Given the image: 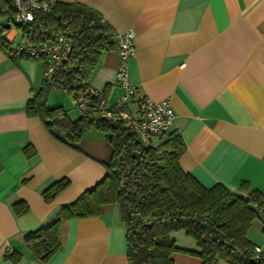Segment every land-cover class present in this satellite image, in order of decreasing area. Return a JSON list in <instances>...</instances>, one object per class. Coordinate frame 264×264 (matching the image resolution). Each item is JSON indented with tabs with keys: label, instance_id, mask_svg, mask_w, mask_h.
Wrapping results in <instances>:
<instances>
[{
	"label": "crops",
	"instance_id": "crops-1",
	"mask_svg": "<svg viewBox=\"0 0 264 264\" xmlns=\"http://www.w3.org/2000/svg\"><path fill=\"white\" fill-rule=\"evenodd\" d=\"M61 2L94 9L116 35L133 33L135 57L127 82L151 101L169 103L175 120L165 135H180L185 151L178 163L184 173L206 189L220 184L239 192L246 183L264 195V0ZM5 35L16 42L19 33ZM117 63L115 46L101 55L87 83L111 104L124 93L115 83ZM44 69L42 60L11 59L0 48V264H14L6 258L13 253L21 255L17 264H127L125 228L115 204L104 206L99 216L64 221L60 249L45 263L25 247L26 235L103 179L112 153L99 133H86L71 148L57 142L39 118L26 115ZM125 109L133 113L136 104ZM27 148L34 151L31 158ZM61 179L69 186L46 203L42 192ZM19 202L27 211L17 216L12 207ZM256 223L247 237L264 256L261 222ZM182 235L187 237L171 235L176 246L197 251ZM172 259L202 264L183 252Z\"/></svg>",
	"mask_w": 264,
	"mask_h": 264
},
{
	"label": "trees",
	"instance_id": "trees-1",
	"mask_svg": "<svg viewBox=\"0 0 264 264\" xmlns=\"http://www.w3.org/2000/svg\"><path fill=\"white\" fill-rule=\"evenodd\" d=\"M3 20V21H2ZM9 24L31 47L63 37L71 43L66 61L26 104V115L37 117L60 144L73 147L86 133H99L112 148L106 173L93 188L73 202L61 206L47 225L24 237L26 249L45 263L60 249L59 231L64 221L99 216L104 206L115 204L125 228L127 264H174L172 254L188 253L202 264H264V256L254 255L255 246L247 234L254 221L261 222L264 235V195L246 183L233 192L217 184L204 188L182 171L179 157L185 145L176 132L160 135L141 150L137 138L119 123L79 115L70 119L62 106L47 107L51 91L75 100L97 68L101 55L116 46V34L94 9L80 3H58L48 13H36L28 24H15L9 2L0 0V48L8 52L3 34ZM9 53V52H8ZM11 59L14 57L10 56ZM18 59H28L19 57ZM34 151L25 149L31 158ZM69 186L61 179L42 192L46 203ZM18 216L27 211L21 202L13 205ZM183 232L197 251L179 249L171 235ZM17 264L21 255L6 256Z\"/></svg>",
	"mask_w": 264,
	"mask_h": 264
},
{
	"label": "built area",
	"instance_id": "built-area-1",
	"mask_svg": "<svg viewBox=\"0 0 264 264\" xmlns=\"http://www.w3.org/2000/svg\"><path fill=\"white\" fill-rule=\"evenodd\" d=\"M9 2L14 12L15 24H28L35 18L36 13L50 12L61 0H5ZM8 44V52L12 57H27L30 60H42L45 64L44 80H49L59 70L71 52V43L58 37L51 42L36 48L25 42L16 43L12 38L3 34ZM133 33L126 31L116 35V52L118 63L115 73V83L123 90L122 97L111 104L102 91L89 85L79 90L74 105L80 115L93 120L100 119L111 124H121L127 133L134 135L139 141L141 150L153 144L154 139L165 134L173 125L175 115L168 102H153L127 82V67L135 57ZM128 103L136 104L132 113L125 109ZM255 257H261V249L255 247Z\"/></svg>",
	"mask_w": 264,
	"mask_h": 264
},
{
	"label": "rangeland",
	"instance_id": "rangeland-1",
	"mask_svg": "<svg viewBox=\"0 0 264 264\" xmlns=\"http://www.w3.org/2000/svg\"><path fill=\"white\" fill-rule=\"evenodd\" d=\"M13 29L14 28H10L8 30V33L11 32ZM21 40L22 39H21V36L19 34L16 42L19 41L17 43H21ZM61 105H63L62 107L65 110V112L67 113V115L70 117V119L74 120L78 117V115H80L79 111H77V109L74 105V101L71 99L70 96L62 94V93L57 92V91H51L47 97V107L53 108L55 106H61ZM256 224H257L256 221H254L253 225H252L253 230L256 228ZM182 236H184V235H182ZM185 238H188V237H185ZM260 244H262V243H260ZM262 248H264V244H262Z\"/></svg>",
	"mask_w": 264,
	"mask_h": 264
},
{
	"label": "water",
	"instance_id": "water-1",
	"mask_svg": "<svg viewBox=\"0 0 264 264\" xmlns=\"http://www.w3.org/2000/svg\"><path fill=\"white\" fill-rule=\"evenodd\" d=\"M10 28V25L9 24H6L5 25V29H9Z\"/></svg>",
	"mask_w": 264,
	"mask_h": 264
}]
</instances>
